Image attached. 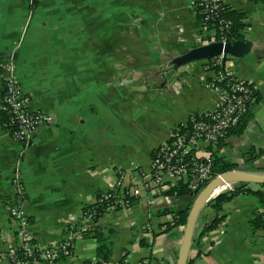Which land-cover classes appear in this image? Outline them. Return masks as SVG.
Listing matches in <instances>:
<instances>
[{"label":"crops","instance_id":"0c3cea01","mask_svg":"<svg viewBox=\"0 0 264 264\" xmlns=\"http://www.w3.org/2000/svg\"><path fill=\"white\" fill-rule=\"evenodd\" d=\"M36 1L0 0V63L13 54L32 108L55 118L28 144H20L1 123L0 111V254L16 237L10 206L18 203L27 211L38 248L64 241L71 227L83 222L86 206L115 186L120 169L133 164L146 175L154 151L169 140L172 129L214 108L217 99L204 85V61L171 75L161 71L176 68L170 65L174 57L200 45L192 0ZM228 4L249 12L253 48L243 58L225 59V65L255 86L260 101L245 131L229 137L221 155L236 169L247 164L244 170L249 171L264 166V154L248 161L251 150L264 151V4ZM4 77L0 68V104ZM134 123L147 132L144 143L133 141L132 133L139 131ZM118 136L127 143L119 145ZM17 166L22 199L12 181ZM150 198L144 192L128 215L109 211L97 220L114 238L111 259L102 264H138L145 258L176 263L185 226L166 230L163 224L170 216L158 198L161 206H156L153 231L148 232ZM174 203L179 206V199ZM257 209L252 195L235 197L225 207L223 224L194 242L188 264H264V231L254 232L249 225ZM212 216L214 211L205 207L199 224ZM84 261H97V241L81 235L66 259L25 264Z\"/></svg>","mask_w":264,"mask_h":264},{"label":"built area","instance_id":"2783aa9c","mask_svg":"<svg viewBox=\"0 0 264 264\" xmlns=\"http://www.w3.org/2000/svg\"><path fill=\"white\" fill-rule=\"evenodd\" d=\"M227 4L228 0H192V8L198 16V25L201 27V35L198 39L200 45L216 41L224 43L232 41L229 33L231 21L223 17ZM224 63V55L204 60L203 82L217 97L214 108L193 116L189 127H185V124L174 127L169 140L154 151L146 175L142 176L139 168L133 164L130 168L120 169L115 186L102 192L96 201L103 214L117 211L128 215L136 200L147 192L151 196L148 201L151 209L147 212L149 222L146 224V230L152 232L156 206H161L157 202L158 198H162V203L169 212L170 221H173L172 211L176 208L174 203L176 197L167 195V191L180 183H187L189 191L196 196L209 182L221 175L213 174L210 148L226 138L250 108L258 103V91L255 86L236 76L226 65L222 67ZM0 68L5 71L0 110L9 115L7 125L10 136L20 144H28L41 126L54 123V115L32 108V99L24 91L16 73L13 54L1 61ZM175 70L181 72L186 69L185 66L173 69L170 66L161 68L166 75H171L170 73ZM12 181L17 195L22 199L24 188L18 166ZM233 188L234 185L229 184L221 192ZM95 213L96 211L84 212L83 222L80 225H73L64 241L40 248V258L53 263L60 249L68 251L70 248L72 252L74 239L84 235L91 228ZM9 215L17 225L16 237L19 246L31 253L32 246L28 242L32 239L31 223L27 211L16 203L9 207ZM34 246L37 247L36 244ZM5 252L8 254L1 257V264L4 262L25 264L16 261L15 249L12 245H9ZM37 261L41 260L37 259ZM138 264L167 263L163 260L145 258Z\"/></svg>","mask_w":264,"mask_h":264},{"label":"trees","instance_id":"16d2710c","mask_svg":"<svg viewBox=\"0 0 264 264\" xmlns=\"http://www.w3.org/2000/svg\"><path fill=\"white\" fill-rule=\"evenodd\" d=\"M249 1L254 4H264V0H249ZM223 17L231 21V28L229 31L230 40L236 41V40H243L248 38L250 23L248 22L249 12L247 10L235 9L231 5L227 4L223 11ZM208 26L210 28L212 27V25H208ZM176 46L182 47L184 45L178 43L176 44ZM193 47L195 46H192L191 48ZM229 57L232 56L227 55L225 59L227 60V58ZM222 67H225V63L223 64ZM259 101H260V95L258 93V102ZM257 104L258 103H256L250 108V110L242 117L240 123L229 132L226 138L221 139L212 148H210V156L213 159L214 175L222 174L237 168L236 163H233L230 159L221 155V150L223 146L226 144V141L229 137L239 136L245 131L248 123L253 118V109ZM8 122H9V115L6 112L1 111V123L5 126V128H7V130L9 128L7 125ZM190 125H191V121L186 123L185 127H189ZM261 154H264V151L263 152L260 151L257 153L256 151L251 150L250 156L248 157V161L254 162ZM251 168L252 169H248V170L252 172L264 173V166L261 167L253 166ZM166 194L173 195L180 201V205L177 206L172 211L174 215V220L168 221L163 224L166 226L167 231H172L185 226L187 222L188 213L193 203L194 197L192 196V193L189 191L187 183H180L175 188H172L171 190L167 191ZM239 195H252L257 199L258 209L251 214L249 218V225L254 232L264 231V184H261L260 188H253L251 186V183H243L237 185L233 189L218 194L216 197L212 198L209 201L206 207L214 211V216H212L207 221L200 223L205 225V229L202 236H200L196 240L206 236L211 231L219 228L223 224V222L227 218V214L225 213L226 205ZM97 205L98 204L95 202L93 204L86 206L84 210V212L96 211L95 217L93 219V224L91 228L88 231H86L84 235L85 237H90L97 241V261L95 262V264H102L108 262L111 259L114 238L111 237L112 236L111 231H107L108 233H106L103 228L96 225L97 220L103 215L102 209ZM28 242L32 246L31 253H29L27 249L19 246L18 238L15 237L12 248L15 249L16 261L21 263L37 261V259L43 261L40 258L41 249L34 246L35 245L34 239L32 238ZM70 252H71L70 248L68 249V251H64L60 249L53 263L66 259L70 255ZM7 254L8 252H4L0 254V264H1V257ZM81 264H93V262L84 261Z\"/></svg>","mask_w":264,"mask_h":264},{"label":"water","instance_id":"95a60500","mask_svg":"<svg viewBox=\"0 0 264 264\" xmlns=\"http://www.w3.org/2000/svg\"><path fill=\"white\" fill-rule=\"evenodd\" d=\"M34 2L36 3L37 1L34 0ZM252 48L253 41L248 38L243 40L228 41L226 43L216 41L198 45L182 52L170 61V65L178 68L192 62L209 60L221 55H224L225 57L227 55H231L243 58L244 56L250 54ZM17 58L18 54L16 53L14 59L17 60ZM246 166L247 164H244L238 169L222 173L220 176L215 177L211 182H209L208 185L203 188L196 196L194 193H192L194 200L189 210L187 222L185 224L179 257L174 264H188L192 246L196 239L202 236L205 229L204 224H199L200 215L209 201L218 194L222 193L219 192L216 195L211 196V193L217 187L222 184H230L234 185V187L243 183H254L259 185L264 184V173L244 170Z\"/></svg>","mask_w":264,"mask_h":264},{"label":"rangeland","instance_id":"374dc122","mask_svg":"<svg viewBox=\"0 0 264 264\" xmlns=\"http://www.w3.org/2000/svg\"><path fill=\"white\" fill-rule=\"evenodd\" d=\"M133 129L134 130H139L138 132L134 131V133H132L133 141L134 142L142 141V143H144L145 139H146V136H147V132L140 130V127H137V125L135 123L133 124ZM117 143L119 145H123L124 143H127V141L124 140V137L118 136L117 137Z\"/></svg>","mask_w":264,"mask_h":264},{"label":"bare ground","instance_id":"6f19581e","mask_svg":"<svg viewBox=\"0 0 264 264\" xmlns=\"http://www.w3.org/2000/svg\"><path fill=\"white\" fill-rule=\"evenodd\" d=\"M228 185L226 184H222L219 187H217L212 193L211 196L216 195L217 193L221 192L222 190H224Z\"/></svg>","mask_w":264,"mask_h":264}]
</instances>
